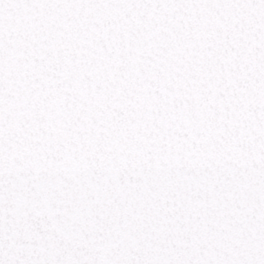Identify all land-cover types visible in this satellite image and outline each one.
Returning a JSON list of instances; mask_svg holds the SVG:
<instances>
[{
    "label": "snow or ice",
    "instance_id": "6c2138e0",
    "mask_svg": "<svg viewBox=\"0 0 264 264\" xmlns=\"http://www.w3.org/2000/svg\"><path fill=\"white\" fill-rule=\"evenodd\" d=\"M0 264H264V0H0Z\"/></svg>",
    "mask_w": 264,
    "mask_h": 264
}]
</instances>
